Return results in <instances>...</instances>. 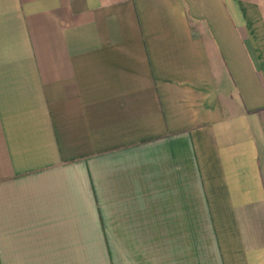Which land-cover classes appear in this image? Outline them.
I'll use <instances>...</instances> for the list:
<instances>
[{"label":"crops","instance_id":"0c3cea01","mask_svg":"<svg viewBox=\"0 0 264 264\" xmlns=\"http://www.w3.org/2000/svg\"><path fill=\"white\" fill-rule=\"evenodd\" d=\"M0 264H264V0H0Z\"/></svg>","mask_w":264,"mask_h":264}]
</instances>
